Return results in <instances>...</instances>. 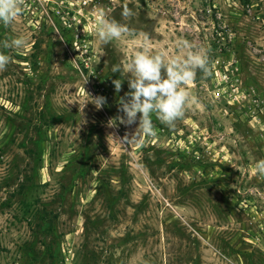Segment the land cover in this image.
I'll list each match as a JSON object with an SVG mask.
<instances>
[{
  "label": "rangeland",
  "instance_id": "374dc122",
  "mask_svg": "<svg viewBox=\"0 0 264 264\" xmlns=\"http://www.w3.org/2000/svg\"><path fill=\"white\" fill-rule=\"evenodd\" d=\"M101 10L132 33L102 44ZM144 33L166 59L207 50L210 73L175 128L153 114L128 144L138 120L108 122ZM20 36L0 49V264H264V0H26L0 24Z\"/></svg>",
  "mask_w": 264,
  "mask_h": 264
},
{
  "label": "clouds",
  "instance_id": "9594fccd",
  "mask_svg": "<svg viewBox=\"0 0 264 264\" xmlns=\"http://www.w3.org/2000/svg\"><path fill=\"white\" fill-rule=\"evenodd\" d=\"M26 0H0V24L10 27L18 16L22 15ZM134 13L126 5L122 16L125 19ZM132 30L127 24L121 23L101 10L97 16L96 35L102 44L107 45L113 40H119ZM144 44L137 50L127 63L129 91L118 100V115L109 120L110 127L119 124L131 126L137 123L134 133L126 134L123 138L128 144L139 142L141 136H154L156 126L152 120L153 114L160 124L173 129L177 121L183 119L186 105L191 101V93L187 86L195 81L197 74L210 73L209 56L207 50L197 48L187 41H182L184 48L188 49L184 58H167L163 51L153 52L149 47V37L144 33ZM29 41L23 37L6 38L0 41V49L22 50L28 46ZM12 62L10 55L0 51V72L7 70ZM119 65L113 66V73L122 72ZM115 91L122 89L123 80L112 81ZM92 103L99 109L106 103V98L96 97ZM254 174L264 181V159L258 160L254 166Z\"/></svg>",
  "mask_w": 264,
  "mask_h": 264
}]
</instances>
